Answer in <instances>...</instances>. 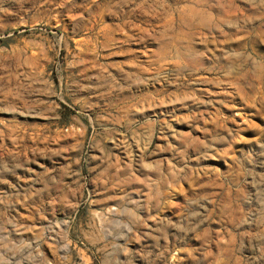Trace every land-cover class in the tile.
<instances>
[{"label":"rangeland","instance_id":"rangeland-1","mask_svg":"<svg viewBox=\"0 0 264 264\" xmlns=\"http://www.w3.org/2000/svg\"><path fill=\"white\" fill-rule=\"evenodd\" d=\"M0 264H264V0H0Z\"/></svg>","mask_w":264,"mask_h":264}]
</instances>
